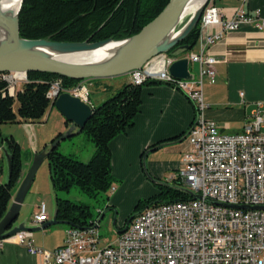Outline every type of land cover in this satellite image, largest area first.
Masks as SVG:
<instances>
[{
  "label": "built area",
  "instance_id": "obj_1",
  "mask_svg": "<svg viewBox=\"0 0 264 264\" xmlns=\"http://www.w3.org/2000/svg\"><path fill=\"white\" fill-rule=\"evenodd\" d=\"M258 13V11H256ZM198 49L187 55L198 64V73L178 78L169 65L182 55L161 52L140 68L129 71L139 84L157 79L181 90L193 103L195 116L186 136L190 148L175 176L183 188L199 198L174 199L138 210L121 229L116 243L100 246L98 220L84 226H69L64 241L53 249L35 245L32 230L21 229L0 238L40 254L45 264H264V117L256 110L237 132H223L213 119L204 116V79L213 81L217 57L211 47L226 32L243 22L263 29L264 19L241 6L224 16L211 1L200 15ZM217 26L216 30H209ZM7 81L5 93L14 96L27 72H0ZM87 79L71 88L61 78L50 81L47 97L54 102L62 91L77 93L89 103ZM111 190L115 189L111 185ZM236 205H242L240 207ZM45 202L31 218V225L48 219Z\"/></svg>",
  "mask_w": 264,
  "mask_h": 264
},
{
  "label": "trees",
  "instance_id": "obj_2",
  "mask_svg": "<svg viewBox=\"0 0 264 264\" xmlns=\"http://www.w3.org/2000/svg\"><path fill=\"white\" fill-rule=\"evenodd\" d=\"M169 0H22L18 11L19 34L25 38H48L56 41H95L107 37L119 39L137 33L153 19ZM199 21L176 43L188 44V52L196 43ZM172 50V49H171ZM170 52V51H169ZM28 80L21 84L16 94L5 93L7 81L0 75V124L6 121L31 123L42 121L51 103L47 97L50 81L61 78L62 85L71 87L81 79L71 78L49 71H28ZM160 80L146 79L136 84L124 82L110 96L93 104L92 113L78 132H84L94 149L88 159L82 160L72 153L52 148L47 156L49 178L54 191L55 217L68 226L90 224L89 205L58 195L59 190L68 191L75 186L85 194L94 196L107 191L115 180L111 171V139L125 132L134 123L140 110L141 87ZM69 121L65 119V123ZM58 131L50 142L60 135ZM168 137L152 144L156 146ZM11 155V170L8 179H0V219L5 214L13 187L22 172L21 150L12 134H3L0 129V144ZM58 145V144H57ZM162 180V179H161ZM176 176L159 181L158 190L140 198L135 207L140 210L158 202L191 198L190 192L179 186ZM109 206V205H107ZM110 206H113L112 204ZM124 224L117 226L121 229Z\"/></svg>",
  "mask_w": 264,
  "mask_h": 264
},
{
  "label": "crops",
  "instance_id": "obj_3",
  "mask_svg": "<svg viewBox=\"0 0 264 264\" xmlns=\"http://www.w3.org/2000/svg\"><path fill=\"white\" fill-rule=\"evenodd\" d=\"M211 2L224 16L232 15L234 10L241 6L257 18L264 19V0ZM216 29L217 26L209 28L211 31ZM197 49L195 43L194 49L186 53L181 50L177 54L187 56ZM211 49L218 60L215 63L214 80L211 82L204 79L203 94L207 103L204 116L213 119L223 132H237L243 129L244 123L253 117L256 110H260L264 117V27L258 29L253 23L243 22L235 30L226 32ZM191 63L196 64L198 73V64L189 62V69ZM125 76L124 81L115 84L117 88L130 81L129 72L125 73ZM87 80L89 84L90 78ZM98 82L100 81H93L92 84ZM89 101L90 105L99 103V100L96 103L90 98ZM194 116V105L181 90L162 81L142 85L140 110L134 117L133 125L125 132L115 135L109 143L111 171L115 172L112 174L122 178H117L122 182L113 190L111 201L112 197L113 201L116 200L124 186L123 178L131 173L143 178V173L147 172L160 180L171 181L183 165L184 153L190 148L186 133ZM64 127L63 131L68 127L65 121ZM58 131L62 129L56 132ZM55 134H52L51 138ZM168 137L172 138L152 146L153 143ZM93 149L94 146L87 148L84 160L89 158ZM23 163L22 160V176L26 171ZM6 171L4 159L2 162L0 160L1 180L5 179ZM126 172L127 176L123 174ZM153 191L150 194L155 192ZM37 210L38 206L35 212ZM52 210L53 208L47 212L49 218ZM30 223L31 220L26 224L31 225ZM48 226L38 229L41 231L37 234L32 231V238L35 245L53 249L64 241L69 226ZM0 264H45V260L38 253H30L25 246L7 241L0 247Z\"/></svg>",
  "mask_w": 264,
  "mask_h": 264
},
{
  "label": "water",
  "instance_id": "obj_4",
  "mask_svg": "<svg viewBox=\"0 0 264 264\" xmlns=\"http://www.w3.org/2000/svg\"><path fill=\"white\" fill-rule=\"evenodd\" d=\"M18 7V11L21 5ZM188 0H169L163 9L148 23H146L137 33L124 38L107 37L95 41H56L48 38H25L19 34L18 11L15 17L16 34L13 42H0V72L8 71H49L58 73L71 78L87 79L92 77H108L130 70L140 68L153 56L161 52L178 53L183 49H188V44L175 46L197 23L200 18L204 5L208 0H203L195 12L192 13L187 23L176 33L173 34L183 7ZM128 41L127 46L118 54L106 59L96 61H70L57 58L45 50L50 47L60 52L72 53L88 49H94L110 41ZM172 49V50H171ZM169 72L178 78H189V60L187 56H181L172 61L169 65ZM55 107L70 122L68 128L60 135L55 137L48 146L34 154L33 160L17 187L12 199L7 207L5 214L0 219V238L13 234L21 229L38 230L47 225L61 223L54 215L42 222L40 225H28L25 221L12 224L19 213L22 201L30 188L35 173L41 161L47 156L48 152L57 146L60 140L70 137L83 128L86 120L92 113V106L80 97L69 91L60 92L54 100ZM4 153L6 164V176L8 179L11 170V155L4 145H0ZM192 197L199 198L200 194L188 190ZM238 207L242 205H236ZM257 208L264 206L257 205ZM138 212V211H137ZM136 212V213H137ZM134 213V214H136ZM133 214V215H134ZM131 215L125 224L128 223Z\"/></svg>",
  "mask_w": 264,
  "mask_h": 264
},
{
  "label": "rangeland",
  "instance_id": "obj_5",
  "mask_svg": "<svg viewBox=\"0 0 264 264\" xmlns=\"http://www.w3.org/2000/svg\"><path fill=\"white\" fill-rule=\"evenodd\" d=\"M210 1L211 0H208L207 3ZM191 15L192 13L190 15L180 18L174 28L173 34L179 31L187 23ZM194 48L195 44L191 47V49ZM190 69L191 72L197 75L196 64L191 63ZM125 77V73H122L108 77L90 78L91 82L89 84L88 82H86L90 91L88 98H90L96 103L98 100V102H101L103 99L110 96L116 90L117 87L115 84L124 81ZM93 81L100 82H98L97 84H92ZM77 83H75L71 87H74ZM74 95L78 96L77 94ZM64 119L65 117L55 107V105H51L46 109L45 113L43 114L42 121H33L31 123L19 121H6L0 124V129L3 134H12L15 139L18 140L21 150V157L24 162L23 164L27 171L33 160L34 154L49 145L51 135L57 133L56 131L59 129H62V131L64 130ZM69 125L70 122L66 123V126ZM262 130L264 131V127L262 128ZM0 145L4 144L2 143ZM92 146L93 142L89 138H87L86 134L84 132H78L70 137L60 140L57 145V148L60 151L72 153L77 158L84 160V154L87 151V148ZM3 159L4 153L0 147L1 162ZM183 167L184 165H182V168ZM25 173L23 174V176L21 174L19 179L17 180L15 186L13 187L12 195L15 193ZM112 173L115 174V172ZM123 174H125L126 176L128 175L127 172ZM143 176V178L136 177L134 173H131L128 175V177L123 178L125 180L124 186L122 187L120 193L116 196V200L114 201L113 197L111 201V195L113 192L111 188H109L107 191H101L94 196H89L79 190L77 187L73 186L68 191L59 190L58 195L61 197L71 198L75 201L87 203L91 211V215H89L88 219L93 221L98 220L99 222V245L102 246L109 243L113 244L117 241V226L124 224L125 219L128 215L131 216L136 213L137 210L135 205L137 201L140 198L147 197L152 192V190L156 192L158 190L159 181H162L156 177L149 175L147 172H144ZM114 178L115 180L113 181L112 185L117 187L119 183L122 182L120 181L122 178H119L115 175ZM117 178L120 180H118ZM179 186L184 187L182 183ZM41 202H45L47 212H50V209L53 208V210L51 211L52 217L54 215L55 199L54 191L49 178V167L47 159H44L37 168L32 184L28 189L27 193L25 194V197L19 209V213L12 224H16L21 221L29 223L33 214L35 213V210L37 209L38 204H40ZM111 204L114 205L110 206ZM54 225H60L63 227L68 226V224L65 223H55L49 225L48 227H53ZM39 231L41 230H35L34 234H37ZM45 248L48 249L47 247Z\"/></svg>",
  "mask_w": 264,
  "mask_h": 264
},
{
  "label": "bare ground",
  "instance_id": "obj_6",
  "mask_svg": "<svg viewBox=\"0 0 264 264\" xmlns=\"http://www.w3.org/2000/svg\"><path fill=\"white\" fill-rule=\"evenodd\" d=\"M203 0H188L183 7L180 18L195 12ZM20 0H0V42H13L16 34L15 17L18 11ZM128 41H110L103 46L77 51L72 53L60 52L57 49L44 47L41 48L47 53L64 60L70 61H96L106 59L118 54L127 46ZM121 53V52H120ZM77 94V93H72ZM78 95V94H77Z\"/></svg>",
  "mask_w": 264,
  "mask_h": 264
},
{
  "label": "flooded vegetation",
  "instance_id": "obj_7",
  "mask_svg": "<svg viewBox=\"0 0 264 264\" xmlns=\"http://www.w3.org/2000/svg\"><path fill=\"white\" fill-rule=\"evenodd\" d=\"M138 211V210H137Z\"/></svg>",
  "mask_w": 264,
  "mask_h": 264
}]
</instances>
